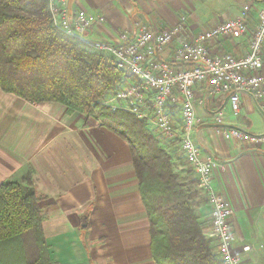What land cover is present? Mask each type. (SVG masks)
Wrapping results in <instances>:
<instances>
[{
  "label": "crops",
  "instance_id": "crops-1",
  "mask_svg": "<svg viewBox=\"0 0 264 264\" xmlns=\"http://www.w3.org/2000/svg\"><path fill=\"white\" fill-rule=\"evenodd\" d=\"M247 4L264 6V0H70L69 13L85 10L96 18L87 42L115 44L125 31L171 28L182 17L193 38L239 19ZM216 46L219 54L243 55L247 49L244 41ZM241 99V115L234 119L226 96L206 95L197 106L203 124L194 140L220 164L214 184L232 206L236 249L241 238L243 251H253L264 243V146L227 139L224 129L261 136L264 116L248 93ZM218 112L226 127L213 124ZM28 167L45 198L43 230L56 264H155L129 144L94 118L68 116L60 104L30 103L0 90V185L20 180ZM195 212L203 227L207 201Z\"/></svg>",
  "mask_w": 264,
  "mask_h": 264
},
{
  "label": "trees",
  "instance_id": "trees-1",
  "mask_svg": "<svg viewBox=\"0 0 264 264\" xmlns=\"http://www.w3.org/2000/svg\"><path fill=\"white\" fill-rule=\"evenodd\" d=\"M123 78L114 62L54 24L48 0H0V90L30 103H56L126 141L149 220L155 264H222L191 199L146 121L103 105ZM45 198L32 167L0 185V264H56L43 223Z\"/></svg>",
  "mask_w": 264,
  "mask_h": 264
},
{
  "label": "built area",
  "instance_id": "built-area-1",
  "mask_svg": "<svg viewBox=\"0 0 264 264\" xmlns=\"http://www.w3.org/2000/svg\"><path fill=\"white\" fill-rule=\"evenodd\" d=\"M70 0H48L55 26L104 52L122 72L104 106L124 109L146 121L158 140H176L198 187L210 208V223L205 231L214 242V252L222 264H243L235 246L233 209L215 188L214 173L220 164L203 152L194 134L203 122L197 106L207 95L227 97L231 116L241 115L243 92L264 110V6L247 4L239 19H231L193 38L187 34V19L164 29L140 26L120 34L115 44H92L86 38L96 18L85 10L69 13ZM256 15L254 16L253 12ZM246 42L243 55L217 53L216 45ZM170 51L166 59L161 55ZM206 93V94H205ZM222 112L212 116L213 124L224 125ZM227 139H245L253 146H264V135H248L224 129Z\"/></svg>",
  "mask_w": 264,
  "mask_h": 264
},
{
  "label": "rangeland",
  "instance_id": "rangeland-1",
  "mask_svg": "<svg viewBox=\"0 0 264 264\" xmlns=\"http://www.w3.org/2000/svg\"><path fill=\"white\" fill-rule=\"evenodd\" d=\"M111 96L112 94L107 95L104 98V101L106 100L108 101L111 98ZM115 106L123 110L125 107V105L121 103L118 104L116 103ZM112 109L117 110L114 108ZM149 130L153 135L155 134V132H153L150 128ZM159 142L161 143L160 146L171 154V157L173 159L174 171L177 174L179 181L183 184L184 189L187 191V194L191 199V205L193 209L195 210V207L197 206L198 207L200 206V209H203L207 201L206 197L204 196L203 192L199 189L193 171L189 168L185 158L181 154L178 142L176 140H171V141L159 140ZM198 210L199 208L197 209V211ZM209 223H210V216L209 218L205 217L203 219V231L205 236L207 235L205 231L209 227ZM260 238H264V236L263 237L260 236ZM240 239H239V243H237V252L239 253L243 264H264V243H259L258 245H254L253 251L252 250L243 251V248L240 246V242L241 243L244 242L242 239L241 240ZM209 240L213 242L211 238H209ZM213 246H214V242H213ZM9 264L12 263L9 262Z\"/></svg>",
  "mask_w": 264,
  "mask_h": 264
},
{
  "label": "water",
  "instance_id": "water-1",
  "mask_svg": "<svg viewBox=\"0 0 264 264\" xmlns=\"http://www.w3.org/2000/svg\"><path fill=\"white\" fill-rule=\"evenodd\" d=\"M250 95V94H249ZM251 97H252V95H250ZM252 99H253V97H252ZM254 100V99H253ZM254 102L256 103V106H257V108H258V110L260 111V113L264 116V110L259 106V104L254 100ZM218 127H226V126H224V125H220V126H218ZM230 128H233V127H230ZM239 130V129H238ZM240 131L241 132H243V133H245V134H248L249 135V133H247V132H245V131H243V130H241L240 129ZM264 135V134H263Z\"/></svg>",
  "mask_w": 264,
  "mask_h": 264
}]
</instances>
